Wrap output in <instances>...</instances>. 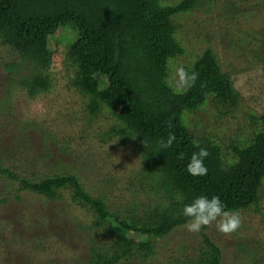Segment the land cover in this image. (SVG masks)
Wrapping results in <instances>:
<instances>
[{
    "label": "trees",
    "instance_id": "1",
    "mask_svg": "<svg viewBox=\"0 0 264 264\" xmlns=\"http://www.w3.org/2000/svg\"><path fill=\"white\" fill-rule=\"evenodd\" d=\"M200 2L182 0L165 5L160 0H0V46L13 52V60L5 65L11 90L18 86L34 98L40 90L51 89L44 56L52 52L56 34L69 28L85 44L79 55L69 57L75 69L73 84L85 99L87 112L93 117L107 112L121 123L104 132L102 141L118 136V143L130 145L141 158V168L127 183L131 189L138 188L137 194L147 200H117L116 208L109 206L108 199L87 191L82 177L69 172L62 161L56 164L58 174L47 175L39 182L19 178L0 162V175L20 182L22 191L59 201L64 199L63 189H73V202L89 208L93 215L90 225L79 224L90 236L89 264L147 263L158 254V238L186 226L183 206L200 195L219 196L229 212H260L264 198V126L255 129L245 145H232L233 156L227 162L222 147L212 138L198 137L184 127L185 113L199 111L211 97L219 107L233 109L237 105V92L216 55L207 50L193 67L185 69V91H176L168 81L171 60L184 53L173 18L199 8ZM8 105L4 101L0 109L5 111ZM259 119L264 125V115ZM170 134L175 136L172 146L162 147L161 141ZM129 135L139 136L133 139ZM15 139L35 149V144H29L30 135H17ZM200 148L210 153L205 160L208 171L205 176L193 177L186 165ZM197 253L187 262L179 257L173 260L176 264H222L220 246L207 236ZM241 254L247 264L260 262L258 254L246 245Z\"/></svg>",
    "mask_w": 264,
    "mask_h": 264
},
{
    "label": "rangeland",
    "instance_id": "2",
    "mask_svg": "<svg viewBox=\"0 0 264 264\" xmlns=\"http://www.w3.org/2000/svg\"><path fill=\"white\" fill-rule=\"evenodd\" d=\"M160 1L176 5L182 0ZM173 21L184 53L170 62L169 84L178 92L185 91V69L212 50L237 92L239 100L233 109L219 107L211 97L199 111L184 115V127L198 137L212 138L222 147L227 162L233 156L232 145H245L254 130L264 126L259 119L264 115V0H201L199 8ZM64 28L52 41V52L44 56L51 89L40 90L34 98L18 86L11 90L6 83L5 65L13 60V52L0 46V103H9L5 111L0 109V162L19 178L39 182L58 174L56 164L62 161L69 172L82 177L94 197L108 199L110 207L130 197L146 201L137 194L138 188L131 189L127 183L141 168L140 156L130 145L118 143V136L101 139L104 132L118 128L120 121L107 112L90 115L73 84L75 69L69 56L79 55L85 44L77 33ZM70 38L74 40H63ZM17 135H30L29 144H35V149L22 145ZM39 154L42 159L36 158ZM20 186L0 175V264H89L90 236L79 224L90 225L93 215L89 208L73 202V189H63L64 199L51 201ZM239 217L240 227L229 234L219 232L214 222L199 232H189L185 226L158 238V254L145 264H176V257L190 261L204 246V236L220 246L222 264H247L241 258L245 245L258 254V264H264V198L260 212L249 210Z\"/></svg>",
    "mask_w": 264,
    "mask_h": 264
},
{
    "label": "clouds",
    "instance_id": "3",
    "mask_svg": "<svg viewBox=\"0 0 264 264\" xmlns=\"http://www.w3.org/2000/svg\"><path fill=\"white\" fill-rule=\"evenodd\" d=\"M193 79H195L194 76ZM137 136L139 135L131 137L135 139ZM174 140L175 136L170 134L166 141H161V145L170 148ZM144 144L149 147L146 139H144ZM209 155L207 148H200L198 152H194L186 165L188 174L193 177L205 176L208 171L205 160ZM180 159H184L183 153L180 154ZM182 215L188 218L186 228L189 232H199L202 228L215 222L219 232L229 234L236 231L241 223L239 214L227 211L219 196L209 198L207 195H200L195 197L190 203L183 206Z\"/></svg>",
    "mask_w": 264,
    "mask_h": 264
}]
</instances>
